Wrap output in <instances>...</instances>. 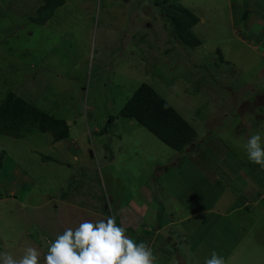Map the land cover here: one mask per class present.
<instances>
[{"label":"rangeland","instance_id":"1","mask_svg":"<svg viewBox=\"0 0 264 264\" xmlns=\"http://www.w3.org/2000/svg\"><path fill=\"white\" fill-rule=\"evenodd\" d=\"M65 4L39 24L33 19L41 17L38 10L46 1L0 0V107L14 97L67 126L42 131L33 123L11 135L0 127V252L19 258L33 246L42 261L49 246L45 237L54 241L82 220L109 216L130 238L149 244L141 227L158 225L150 213L158 210L163 221L166 211L177 217L179 208L201 213L185 225L193 228L200 220L207 223L209 214L203 212L219 199L224 202L213 211L234 209L244 192L239 182L244 174L261 184L264 170L247 159L243 146L256 133L264 146V0ZM177 6L200 20L192 28L201 42L195 48L174 35L167 14ZM246 10L249 18L243 21ZM143 84L196 129V150L175 151L120 117ZM67 132L66 139L55 141V134ZM147 190L153 191L154 205L142 219L125 207L130 196ZM106 204L112 207L109 214ZM98 211L106 216L93 214ZM230 216L231 243L246 237L235 250L218 252L223 236L218 240L215 226H199L192 240L176 242L177 250L168 236L177 241L180 234L154 231L150 238L159 240L153 251L162 260L154 264H175L167 259L173 252L186 264H205L213 251L224 258L232 252L226 264H264V217L258 221L252 210ZM123 217L132 223L124 224ZM207 229H215V239L204 244Z\"/></svg>","mask_w":264,"mask_h":264},{"label":"trees","instance_id":"2","mask_svg":"<svg viewBox=\"0 0 264 264\" xmlns=\"http://www.w3.org/2000/svg\"><path fill=\"white\" fill-rule=\"evenodd\" d=\"M46 6L40 7L38 12L40 18L33 19L34 22L43 24L54 16V12L64 5L67 0H44ZM48 8V12L42 14L43 8ZM44 8V9H45ZM78 9V8H76ZM173 14L168 13L167 17L171 21L174 29V35L182 43L195 48L201 44L200 40L194 36L193 27L200 21L189 9L177 6L172 8ZM249 18V11L243 14L242 19L246 21ZM261 94H256V103ZM11 99V98H10ZM6 100L0 107V127L5 128V133L11 135L23 130V126L36 123L42 131L56 130L57 127H65L64 121L57 120L54 117L41 113L32 108L26 102L13 97L12 101ZM262 106V105H261ZM120 117L134 120L145 127L163 143L181 152L185 148L194 146L196 150L198 144L196 139L198 133L196 129L180 114L175 108L157 91L148 84L141 85L126 105L120 111ZM67 127V126H66ZM19 134V133H18ZM56 135V136H55ZM55 141L60 142L67 138L65 134L57 133ZM3 166V159H0V170ZM102 204V203H100ZM100 212V211H98Z\"/></svg>","mask_w":264,"mask_h":264},{"label":"clouds","instance_id":"3","mask_svg":"<svg viewBox=\"0 0 264 264\" xmlns=\"http://www.w3.org/2000/svg\"><path fill=\"white\" fill-rule=\"evenodd\" d=\"M247 159L264 170V146L259 133L244 144ZM48 242V240H47ZM156 256L145 242L127 235L115 216L106 219L82 220L75 229L66 228L49 242L41 261V252L27 246L19 258L0 252V264H154ZM205 264H226L225 258L213 251Z\"/></svg>","mask_w":264,"mask_h":264},{"label":"crops","instance_id":"4","mask_svg":"<svg viewBox=\"0 0 264 264\" xmlns=\"http://www.w3.org/2000/svg\"><path fill=\"white\" fill-rule=\"evenodd\" d=\"M189 148L190 147H188V150H189ZM243 176H244V180L242 179L239 182L243 181L242 183L244 185L242 187L244 189V192L242 195H241V193H239V195H240L239 196V199H240L239 202H236L235 198L233 199V200H235V202L233 204H236L235 207H233L234 209L226 211L225 208H221V210H219L217 212H215V210L213 211L214 207L216 205H219L220 200H222V199H219V202L213 207V209H210L209 212L207 210H205L203 212V214H209V217L207 219V223H205L203 220H200L199 222L195 223V226L193 228H190L188 226V229H187L185 227V225L189 221H193L201 213H195L193 211H190V212L185 211L183 208L181 210H180V208H179V210L177 209V212H176L177 217H172V216L169 217L168 212L166 211V218H164V221L161 219L163 215H160V217L158 216V214H159L158 210L155 213L153 212V215L150 213L149 217L152 218L154 223H156V224L158 223V225L152 226L149 222L148 223L145 222V223H143L144 226H142L141 228H142V231L145 232V234H148V236H146L143 233L145 236V239H147V238L151 239L150 243L148 245L152 248V251L154 248H156L155 244H156V242H158L159 238H158V236H154L153 238H150L149 235L151 232L154 233V231H157V234L160 235L161 233L168 231V229H170L172 232H174V234H176V235L180 234L177 241L174 238H171L170 236H168V239L175 243V250H177L176 242H178V240L180 238H183V237H186L189 240H192V238H194L193 231L196 230V228H198L199 226H215L217 229H220L218 232L219 233L218 234V240L220 239V237L223 236V239H222L223 242L221 245L222 250L220 251L218 249V252L221 255H223L224 252L226 251V247H232V249L235 250L242 243V241L245 240L246 237H245V235L237 234L240 236L237 238L235 243H233V244L231 243V232L233 231L234 226L232 225L230 215H232L236 212L242 214L245 211L247 213H249L252 210V213L256 216L258 221L264 217V204H263L264 203V174H262V176L259 178V181L261 182L263 189H259L261 184H257L255 182H253L252 180H250V181L247 180L246 178H248L249 175L244 174ZM249 189H252V191H249ZM145 192H146V194L143 192L144 194H137L134 196H130L128 203L125 207V208L130 209V210L127 209L130 213H132V211H133L136 215L141 214L142 219H145L146 213L148 212V209L153 207V205H154L153 199H155L152 196L153 191L147 190ZM173 202L175 203L176 206H178L180 203V201H178L176 197L173 200ZM222 202H224V201L222 200ZM105 208H106L105 213L109 214L111 212L112 207L110 205L106 204ZM108 211H109V213H108ZM123 211H125L124 208L119 210L120 213H124ZM93 214L95 216L101 215L100 217L106 216L105 214L104 215L100 214V212H94ZM97 217H99V216H97ZM171 218H172V220H171ZM124 219H127V218L123 217V218H121V221ZM190 219H192V220H190ZM129 222L132 223V221L128 220L124 224L127 225V224H129ZM215 229L211 230V231H208V229H207L208 233H212V234L207 233L205 235V237L202 239V242L204 244H205V242L207 243L208 241L209 242L214 241ZM237 230H239V229H237ZM45 239L48 240L47 237H45ZM49 242H50V240H48L47 243L49 244ZM259 243H261V242L258 241V244ZM263 246H264V242H263ZM191 248H192V246L190 247V250H191ZM155 252L153 251V253H155ZM158 252L164 253L165 251L163 249H161L160 247H158ZM172 255H173V257H172ZM160 256H156V260H155L156 262L162 261ZM231 256H232V252L227 258L225 257V261L227 259H230ZM172 258L175 259V264H186L185 258L183 257V255H181L178 252H176V254L174 252L172 254H170V258H167L168 262L173 263Z\"/></svg>","mask_w":264,"mask_h":264},{"label":"water","instance_id":"5","mask_svg":"<svg viewBox=\"0 0 264 264\" xmlns=\"http://www.w3.org/2000/svg\"><path fill=\"white\" fill-rule=\"evenodd\" d=\"M90 117H92V114H91V113L89 114V118H90Z\"/></svg>","mask_w":264,"mask_h":264}]
</instances>
